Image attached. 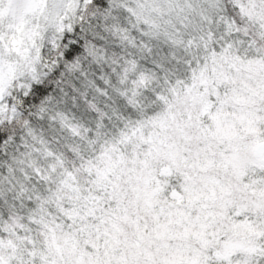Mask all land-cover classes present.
I'll use <instances>...</instances> for the list:
<instances>
[{
  "label": "snow or ice",
  "instance_id": "1",
  "mask_svg": "<svg viewBox=\"0 0 264 264\" xmlns=\"http://www.w3.org/2000/svg\"><path fill=\"white\" fill-rule=\"evenodd\" d=\"M0 264H264V0H0Z\"/></svg>",
  "mask_w": 264,
  "mask_h": 264
}]
</instances>
